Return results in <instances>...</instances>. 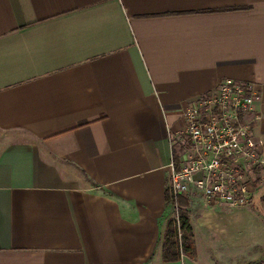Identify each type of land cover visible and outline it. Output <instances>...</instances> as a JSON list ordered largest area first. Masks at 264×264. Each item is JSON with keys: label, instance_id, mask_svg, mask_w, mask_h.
Masks as SVG:
<instances>
[{"label": "crops", "instance_id": "1", "mask_svg": "<svg viewBox=\"0 0 264 264\" xmlns=\"http://www.w3.org/2000/svg\"><path fill=\"white\" fill-rule=\"evenodd\" d=\"M223 77L257 94V183L189 184L195 254L165 261L182 110ZM263 172L264 0H0V264H264Z\"/></svg>", "mask_w": 264, "mask_h": 264}, {"label": "built area", "instance_id": "2", "mask_svg": "<svg viewBox=\"0 0 264 264\" xmlns=\"http://www.w3.org/2000/svg\"><path fill=\"white\" fill-rule=\"evenodd\" d=\"M256 97L249 81L223 77L183 107L182 139L168 162V193L176 205L189 184L203 204H248L263 162L252 132Z\"/></svg>", "mask_w": 264, "mask_h": 264}, {"label": "trees", "instance_id": "3", "mask_svg": "<svg viewBox=\"0 0 264 264\" xmlns=\"http://www.w3.org/2000/svg\"><path fill=\"white\" fill-rule=\"evenodd\" d=\"M264 175V172H263ZM264 179V176H263ZM254 178L253 182L256 183ZM264 199V192L261 200ZM171 196L168 192L165 193V204L169 205ZM178 205L176 218L167 217L162 232V239L160 244V255L162 260H175L180 254H184L190 258L194 257L195 250L192 240V231L188 222V213L185 209V199L178 195L176 197ZM258 213L264 221V209L260 208ZM179 232V234H177Z\"/></svg>", "mask_w": 264, "mask_h": 264}, {"label": "rangeland", "instance_id": "4", "mask_svg": "<svg viewBox=\"0 0 264 264\" xmlns=\"http://www.w3.org/2000/svg\"><path fill=\"white\" fill-rule=\"evenodd\" d=\"M182 137L180 139H177L173 144H174V149H176L178 147L179 142L181 141ZM262 176V175H261ZM257 183V181H256ZM264 182H260L258 183V186L257 188H260L261 190L264 191V188L261 187L263 185ZM255 189V188H254ZM262 191V192H263ZM177 209H178V205H176L172 200L171 202L169 203V206L167 208V211H166V215L171 217V218H175L176 217V214H177ZM256 259H258V256L256 257ZM247 264H251L249 262H247Z\"/></svg>", "mask_w": 264, "mask_h": 264}]
</instances>
